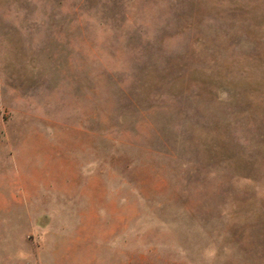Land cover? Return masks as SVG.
I'll use <instances>...</instances> for the list:
<instances>
[{"label":"rangeland","instance_id":"obj_1","mask_svg":"<svg viewBox=\"0 0 264 264\" xmlns=\"http://www.w3.org/2000/svg\"><path fill=\"white\" fill-rule=\"evenodd\" d=\"M0 264H264V0H0Z\"/></svg>","mask_w":264,"mask_h":264}]
</instances>
